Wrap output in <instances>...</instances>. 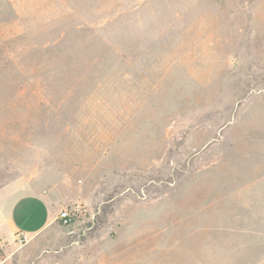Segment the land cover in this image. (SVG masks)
I'll return each instance as SVG.
<instances>
[{"label": "rangeland", "instance_id": "obj_1", "mask_svg": "<svg viewBox=\"0 0 264 264\" xmlns=\"http://www.w3.org/2000/svg\"><path fill=\"white\" fill-rule=\"evenodd\" d=\"M67 208L0 264H264V0H0V196Z\"/></svg>", "mask_w": 264, "mask_h": 264}, {"label": "crops", "instance_id": "obj_2", "mask_svg": "<svg viewBox=\"0 0 264 264\" xmlns=\"http://www.w3.org/2000/svg\"><path fill=\"white\" fill-rule=\"evenodd\" d=\"M57 215L56 205L42 195L25 193L15 199L0 196V244L8 251V255L15 252L18 255V232L23 231L28 236L35 237L46 229Z\"/></svg>", "mask_w": 264, "mask_h": 264}, {"label": "built area", "instance_id": "obj_3", "mask_svg": "<svg viewBox=\"0 0 264 264\" xmlns=\"http://www.w3.org/2000/svg\"><path fill=\"white\" fill-rule=\"evenodd\" d=\"M58 216L63 221H66V219L69 217V211H68V209L65 208V209L60 210V212L58 213ZM17 236L19 237L18 238V241L20 243L24 242L28 238V235L26 233H24L23 231H19L18 234H17Z\"/></svg>", "mask_w": 264, "mask_h": 264}]
</instances>
